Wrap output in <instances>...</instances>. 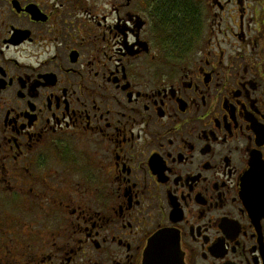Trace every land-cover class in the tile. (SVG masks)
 <instances>
[{"label":"flooded vegetation","instance_id":"1","mask_svg":"<svg viewBox=\"0 0 264 264\" xmlns=\"http://www.w3.org/2000/svg\"><path fill=\"white\" fill-rule=\"evenodd\" d=\"M253 164L264 0H0V264H264Z\"/></svg>","mask_w":264,"mask_h":264},{"label":"water","instance_id":"2","mask_svg":"<svg viewBox=\"0 0 264 264\" xmlns=\"http://www.w3.org/2000/svg\"><path fill=\"white\" fill-rule=\"evenodd\" d=\"M242 187H245V191H247V189L251 190L250 187H264V167L262 166L261 169H259L255 164H253L251 166V171L243 178ZM177 246V239L175 242V239L169 232H158L151 238L147 246L146 255L148 259L145 264H153L151 259H154L158 255L154 251L155 248H177ZM172 255H174V253Z\"/></svg>","mask_w":264,"mask_h":264},{"label":"trees","instance_id":"3","mask_svg":"<svg viewBox=\"0 0 264 264\" xmlns=\"http://www.w3.org/2000/svg\"><path fill=\"white\" fill-rule=\"evenodd\" d=\"M189 11L185 5L181 2H176L175 4L166 3L163 11V19L167 20V24H172L183 29L189 20Z\"/></svg>","mask_w":264,"mask_h":264}]
</instances>
